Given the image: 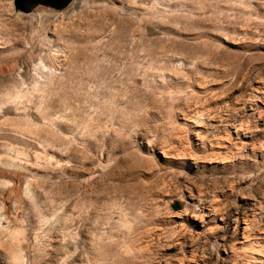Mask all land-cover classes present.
<instances>
[{
	"label": "rangeland",
	"instance_id": "1",
	"mask_svg": "<svg viewBox=\"0 0 264 264\" xmlns=\"http://www.w3.org/2000/svg\"><path fill=\"white\" fill-rule=\"evenodd\" d=\"M254 262L264 0H0V264Z\"/></svg>",
	"mask_w": 264,
	"mask_h": 264
},
{
	"label": "water",
	"instance_id": "2",
	"mask_svg": "<svg viewBox=\"0 0 264 264\" xmlns=\"http://www.w3.org/2000/svg\"><path fill=\"white\" fill-rule=\"evenodd\" d=\"M72 0H14V7L23 12H29L37 5L49 6L54 9L67 7Z\"/></svg>",
	"mask_w": 264,
	"mask_h": 264
},
{
	"label": "bare ground",
	"instance_id": "3",
	"mask_svg": "<svg viewBox=\"0 0 264 264\" xmlns=\"http://www.w3.org/2000/svg\"><path fill=\"white\" fill-rule=\"evenodd\" d=\"M252 260H253V259H252ZM252 260H251V261H252ZM257 262H258V261H257ZM248 264H249V263H248ZM253 264H255V262H254Z\"/></svg>",
	"mask_w": 264,
	"mask_h": 264
}]
</instances>
